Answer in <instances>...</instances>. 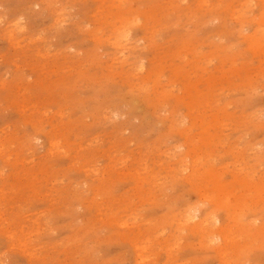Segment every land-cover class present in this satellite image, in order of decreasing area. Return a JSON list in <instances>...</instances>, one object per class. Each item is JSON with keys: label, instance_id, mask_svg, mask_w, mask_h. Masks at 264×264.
Returning a JSON list of instances; mask_svg holds the SVG:
<instances>
[{"label": "rangeland", "instance_id": "1", "mask_svg": "<svg viewBox=\"0 0 264 264\" xmlns=\"http://www.w3.org/2000/svg\"><path fill=\"white\" fill-rule=\"evenodd\" d=\"M0 264H264V0H0Z\"/></svg>", "mask_w": 264, "mask_h": 264}]
</instances>
